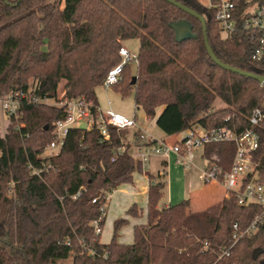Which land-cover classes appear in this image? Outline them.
<instances>
[{
  "label": "trees",
  "instance_id": "obj_1",
  "mask_svg": "<svg viewBox=\"0 0 264 264\" xmlns=\"http://www.w3.org/2000/svg\"><path fill=\"white\" fill-rule=\"evenodd\" d=\"M175 1L204 16L209 43L221 61L264 75V56L253 58L255 33L224 36L203 0ZM234 1L239 10L245 8L244 0ZM179 20L191 22L196 39L175 40L170 24ZM130 40L139 41L137 81L132 84V68L126 66L113 89L133 94L137 108L157 118L167 137L196 126L242 132L254 110L264 112V86L215 64L201 22L167 1L0 0V94L24 91L37 99L23 105V115L8 122L6 134L0 132V264H264V220L253 236L233 241V226L248 229L262 213L260 205H240L230 192L199 212L191 211L188 200L159 206L165 184L152 175L147 224L134 227L133 243L119 242L127 218L115 221L109 244L101 243L93 223L101 218L104 227L107 198L143 173L129 152L141 143L140 130L109 127L107 140L96 127L73 128L58 154L44 156L53 124L66 112L43 101L58 102L62 92L67 99L99 105L96 89L120 63L119 49ZM256 132L255 175L246 181L264 185V119ZM123 147L127 151L120 153ZM204 150L209 164L230 170L234 143ZM127 215L139 218L142 212L133 205Z\"/></svg>",
  "mask_w": 264,
  "mask_h": 264
},
{
  "label": "built area",
  "instance_id": "obj_2",
  "mask_svg": "<svg viewBox=\"0 0 264 264\" xmlns=\"http://www.w3.org/2000/svg\"><path fill=\"white\" fill-rule=\"evenodd\" d=\"M244 2L246 6L243 10L238 9L234 0H206V3H203L215 11V20L220 25L224 36H229L238 30L255 33L258 38V46L254 51L253 58L261 60L264 56V0H244ZM118 54L120 63L109 71L102 84L105 90L113 89L122 81L126 66L132 68L133 65H138V55L130 52L124 44L120 47ZM35 102L37 99L29 98L24 91L9 95L0 94V132L6 134L8 122L11 119L18 120L23 115L24 104ZM43 102L50 104L49 100ZM54 105L63 107L66 116L53 124L52 141L47 145L46 152L48 150L60 151L73 128L91 130L96 127L107 140L110 139L109 127L130 132L138 130L135 118L115 112L109 100L108 108L104 109L85 98L67 99L63 95L60 101ZM263 119V110H254L249 117V128L242 132L228 127L205 130L196 126L186 131L181 140L175 144L142 133L141 143L132 146L129 152L134 159L141 163L143 172H146L151 160L155 158L168 159L172 154H175L179 164L189 166L193 163L196 150L204 149L209 144L234 143L236 152L230 170L224 172L217 164L208 163L203 171V180L206 184H220L227 193L237 194L240 205L258 204L262 207V213L256 216L248 229L241 231L238 224L233 226L235 244L246 236H253L258 224L264 220V185L257 181H246L248 176L255 175L253 154L259 147L256 127ZM79 123H84L85 126L81 127L78 125ZM21 126L23 125L19 124L16 129H20ZM119 151L124 153L127 148L123 147ZM112 161H115V158ZM35 174L39 173L35 172ZM79 195L80 193L77 194V196ZM96 201V199L93 200L94 203ZM104 210L105 208H102L103 212ZM100 221L101 218L93 223L97 234L102 233ZM223 255L228 256L229 252L225 251Z\"/></svg>",
  "mask_w": 264,
  "mask_h": 264
},
{
  "label": "rangeland",
  "instance_id": "obj_3",
  "mask_svg": "<svg viewBox=\"0 0 264 264\" xmlns=\"http://www.w3.org/2000/svg\"><path fill=\"white\" fill-rule=\"evenodd\" d=\"M204 3H206V0H203ZM124 45L127 47V49L132 52L133 54L138 55L139 52V41L138 40H130L124 42ZM136 69L137 66L133 65L132 72L133 75L136 76ZM133 76V77H134ZM137 77V76H136ZM137 81V80H136ZM61 92L59 94V98H61L63 95ZM96 94L98 98L99 105L101 108H108V100L112 103V109L124 116H127L129 118H136L138 125L142 127L143 129H147V133L149 135H153L154 137L160 138H166V135L161 131L159 127H157L156 122L153 119H148L145 112L142 109H138L134 102V95L130 94L129 96H122L121 90L118 88L105 90L103 86H100L96 89ZM50 104H55L54 101H49ZM222 105L221 101H218L217 106ZM162 108L158 109L157 111L160 112ZM81 127H84V123L78 124ZM129 139L132 137V134L130 133L128 135ZM59 150H48L44 156H49L51 154H58ZM174 163V162H173ZM171 164V162H170ZM174 167L180 166L177 162L174 163ZM205 166V161L202 158H199L197 156L196 160L194 161V166H191L189 169H185L187 172H189V180L186 182V187L190 183L193 185V187H203L204 180H203V170ZM174 174V180L171 185L170 182V193L181 189L183 187L185 181H181L182 175L181 171L179 169L175 168L172 170V176ZM170 176V175H169ZM169 176L167 178V181L169 182ZM143 181L144 183L146 180L144 177H142L141 173H136L133 177V183L131 184H124L122 185L117 191L113 192L110 195V198H112V201L107 205V220L102 228L101 233V240L105 243H110L112 236H113V229H114V223L117 219H120L122 217H125L128 219V224L122 228L120 231V236L124 242L131 243L133 240V229L135 225L138 222H144L147 220V202L146 198L144 197L143 200H141V196L139 193H136L134 189L136 190V187H138V183ZM205 186V185H204ZM135 187V188H134ZM139 188V187H138ZM195 191V190H194ZM137 195L136 198H134V193ZM169 195V190L166 192V197ZM137 199V200H136ZM180 201H178L179 203ZM130 203V204H128ZM128 204V206H126ZM137 205L138 209L142 212L141 218H134L129 215H127L128 209L131 205ZM125 207H127L125 209ZM125 209V210H124ZM142 220V221H141Z\"/></svg>",
  "mask_w": 264,
  "mask_h": 264
},
{
  "label": "crops",
  "instance_id": "obj_4",
  "mask_svg": "<svg viewBox=\"0 0 264 264\" xmlns=\"http://www.w3.org/2000/svg\"><path fill=\"white\" fill-rule=\"evenodd\" d=\"M161 108H162V110L160 112L157 111V117L162 113V111L164 109V107H161ZM135 120H136V118H135ZM153 120L156 122L157 118H155ZM137 125H138V122H137ZM138 130H140L141 133L145 134L146 136H151V137H153L155 139H158L157 137H154L153 135H149L147 133V129H143L139 125H138ZM185 133H186V131L181 133V134H179V135H177V136H171V137H167L166 136V138H160L158 140H164V141H167L170 144H175L179 140H181V138L185 135ZM204 152H205L204 149L196 150L194 152L193 163L191 165H189V166H187L185 164H179L177 162V157H176L175 154H172L168 159L155 158V159L151 160L149 169L146 172L141 173L142 177H144L146 182L145 183L143 181L139 182L138 185H137L139 188L136 187V190L134 189V191L136 193L140 194V196L142 198L141 200H143L144 197L146 198L147 213H148V190H149V186H150L149 175H152V176H155V177H159V181H161V182H163L165 184V187L163 189V197H162V200L160 201L159 206L176 205V204H179L182 201L188 200L190 202L191 211L199 212V211L206 210L207 208H209V207L221 202L224 198L227 197V192H226L225 188L223 186H221L220 184H217V183L206 184L204 182L205 186L203 185V187H196V188L193 187V185H191L189 183L187 185V187H186V182H187L186 179L189 180V176H188L189 172H187L185 169H189V168H191V166H194V161L196 160L197 156L199 158H202L205 161V166H204V169H205V167L208 164V162L204 158ZM170 162H171V164H170ZM173 162L174 163L177 162L180 166H178V168L176 166L174 167L175 164ZM174 168H175V170L179 169L181 171V175H182L181 181L184 180L185 183H184L183 187H181V189H179L178 191L175 190V191L170 193V186L172 185L173 180H174V174L172 176V170ZM168 176L170 178L169 182L167 181ZM170 182H171V185H170ZM119 188H117L113 192L117 191ZM168 190H169V195H168V197H166V192ZM135 192L132 193L134 195L133 196L134 198L137 197ZM110 195H109V200H108L109 203H110V201H112V198H110ZM178 201H180V202L178 203ZM128 204H130V203H128ZM128 204L126 206H128ZM132 206L133 205H131L129 207V209ZM126 208L127 207H125V209ZM122 218H125V217H122ZM106 220H107V211H106L105 223H106ZM146 224H147V220H145L144 222L142 221L141 223L138 222L135 225V227L136 226H140V225H146ZM133 231H134V229H133ZM133 241H134V235H133V240H132L131 243L124 242L122 240L121 236L119 237V242L123 243V244H132ZM101 243L102 244H109V243L103 242L102 240H101Z\"/></svg>",
  "mask_w": 264,
  "mask_h": 264
},
{
  "label": "water",
  "instance_id": "obj_5",
  "mask_svg": "<svg viewBox=\"0 0 264 264\" xmlns=\"http://www.w3.org/2000/svg\"><path fill=\"white\" fill-rule=\"evenodd\" d=\"M20 1H22V0H19V2ZM164 1H167V2L175 5L176 7L181 9L182 11L193 16L194 18L198 19L201 22L202 27H203V36H204L205 46H206L207 52L209 54V57L213 60V62L215 64H217L219 67H221L227 71H230V72H233V73H236V74L257 80L261 85L264 86V75L246 72V71H243L239 68L225 64L223 61H221L216 56V54L214 53V51H213V49L209 43L208 33H207V23H206V19L204 18L203 15H201L199 12H197V11H195V10H193V9H191V8L185 6L184 4L177 2L175 0H164ZM170 27L173 29V31L175 33V40L177 42H183V41H186L189 39H196L197 38V35L193 31V26H192L191 22L188 20H179V21L172 22L170 24ZM136 80H137V77L134 76L133 80H132V84H135Z\"/></svg>",
  "mask_w": 264,
  "mask_h": 264
}]
</instances>
